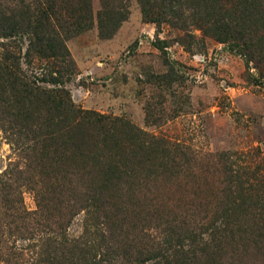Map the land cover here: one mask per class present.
I'll return each mask as SVG.
<instances>
[{
	"label": "rangeland",
	"instance_id": "1",
	"mask_svg": "<svg viewBox=\"0 0 264 264\" xmlns=\"http://www.w3.org/2000/svg\"><path fill=\"white\" fill-rule=\"evenodd\" d=\"M41 1L0 0V26L8 10L20 16ZM87 1L90 28L71 34L58 18L63 58L39 57L22 34L25 21L17 36L0 30V264H91L108 236L120 264H155L167 237L190 244L194 264H264V83L255 84L254 65L192 27L184 36L145 21L136 0H125L127 18L102 38L101 0ZM40 69L59 70L82 109L128 121L155 142L108 185L106 206L79 199L72 168H59L54 182L41 145V165L29 160L24 125L7 115L24 106L11 76ZM200 238L207 246L199 251Z\"/></svg>",
	"mask_w": 264,
	"mask_h": 264
},
{
	"label": "trees",
	"instance_id": "2",
	"mask_svg": "<svg viewBox=\"0 0 264 264\" xmlns=\"http://www.w3.org/2000/svg\"><path fill=\"white\" fill-rule=\"evenodd\" d=\"M136 1L147 22L166 23L184 32V36H188L186 30H191L188 27H192L203 36L227 43L254 65L259 78L255 84L264 83V0ZM26 7L27 11L20 16L17 10H8L4 19L6 27L0 26L1 34L4 37L19 35L22 32L19 24L25 21L22 34L31 35V47L41 58H63L68 54L57 29L61 24L59 17L71 34L84 31L93 24L94 17L87 0L73 3L42 0L38 6L27 4ZM127 15L125 0H101V9L96 14L100 37L109 38L114 34ZM10 58L4 56L2 59ZM3 67L6 69L7 65ZM11 77V83L19 88L14 101L24 106L7 115L12 124L19 125L22 121L21 125H24L18 128L32 142L27 149L31 153L29 160L33 158L41 165L42 159L54 182L61 180L55 177L59 168H72L75 187L83 189L79 197L82 202L88 199L94 201L91 205L97 208L104 206L107 203L104 191L108 185L120 182L123 176L131 173L133 166L137 167V159L143 160L147 151L154 150L155 142L148 143L145 139L149 135L128 121L106 117L73 103L62 81L58 80L62 77L59 70L40 69L28 77ZM37 145H41V159L34 154ZM108 237L111 245L101 247L100 260L91 264L104 261L106 264H120L113 254L120 246L113 245V237ZM213 241L216 244V240ZM198 242L199 251L207 246L203 238ZM156 249L159 253L155 264H194L196 261L192 246L178 239L167 237L157 243Z\"/></svg>",
	"mask_w": 264,
	"mask_h": 264
}]
</instances>
